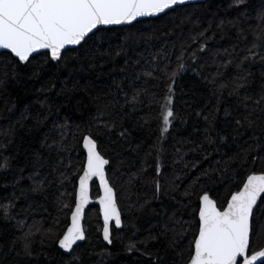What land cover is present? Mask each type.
I'll list each match as a JSON object with an SVG mask.
<instances>
[{"label": "trees", "instance_id": "obj_1", "mask_svg": "<svg viewBox=\"0 0 264 264\" xmlns=\"http://www.w3.org/2000/svg\"><path fill=\"white\" fill-rule=\"evenodd\" d=\"M230 4L231 0H205L130 26L113 27L106 40L97 42L96 51L85 47L70 52L65 66L44 63L43 58H38L33 66L23 67L16 65L6 52L0 53V142L12 140L4 154L14 157L11 168L0 171V205L15 204L7 213L0 207V264H54V258H58L57 244L49 239L41 244L40 233L34 237L31 258L22 252L18 256L21 245L18 242L14 248L13 241L27 231L20 221L52 229L53 237L65 231L70 210H58L59 198L62 193L73 192L75 177L67 170L68 165L71 161L76 166L84 160L82 135L90 124L95 125L98 106L104 109L108 105L105 113H114L116 120V128L111 131L103 127L98 130L93 127L92 131L101 135L100 149L110 160V182L115 185L126 219L122 229L113 231L112 243L107 245L101 235L98 207L89 206L84 220L88 240L79 249L89 264H157V256L162 264H174L172 250L165 252V239L152 240L150 230L151 235H156L159 225L174 212L180 218L185 211L184 188L200 176L204 189L211 188L227 196L235 190L234 186L226 187L233 169L264 168V160L257 165L251 163L256 155L252 150L257 148L255 137H259L260 156L264 157V112H254L255 126L245 127L239 134L234 123L253 108V100L262 92L264 61L257 58L254 63L245 62L244 67L252 72L246 89L229 96V85L219 101L214 95L219 82H228L237 75L235 64L248 54L249 48L253 52L264 51V38L256 39L264 26L260 20L264 15V0H246L240 10ZM201 32L203 37L199 36ZM194 37L199 43H207L205 52H197L195 64L188 58L196 48ZM254 43L259 46L253 48ZM186 49L187 70L178 74L174 85V111L178 118L170 132L161 138L156 118L158 108L150 101L153 94L165 92L170 81L157 66L163 68L168 63L170 70L175 68L176 56ZM233 57L236 59L231 65L226 69L221 67ZM218 69L223 74L220 77L216 76ZM147 71L153 75H144ZM213 78L218 81L215 85L210 82ZM136 91L141 92L142 103L133 107L131 98ZM244 96L252 99L244 101ZM217 104L220 111L216 113L213 137L219 134L227 139L209 145L204 139L203 117ZM225 109L230 116L225 117ZM65 122L70 129L65 132L61 148L55 143L60 136L54 124ZM121 128L129 130L127 139L120 138ZM198 145H203V149ZM35 153H39L38 159ZM157 155L162 169L159 177L155 172ZM197 160V170L183 168L184 162ZM34 167L51 181L43 193L29 191L28 177ZM225 167L229 171L223 175L214 171ZM204 171L208 172L207 176L200 175ZM61 173L68 177L63 183ZM176 176L180 177L175 181L179 187L173 190L171 185ZM156 179L168 191L158 199H151ZM98 194L94 183L92 197ZM146 198L151 199V210L141 212L134 205ZM63 199L71 204L70 195ZM6 214L13 218L5 219Z\"/></svg>", "mask_w": 264, "mask_h": 264}, {"label": "snow or ice", "instance_id": "obj_2", "mask_svg": "<svg viewBox=\"0 0 264 264\" xmlns=\"http://www.w3.org/2000/svg\"><path fill=\"white\" fill-rule=\"evenodd\" d=\"M186 3L187 0H0V50H6L7 54L15 60L16 65L23 67L33 66V62L38 58H43L44 63L65 66L70 52H79L85 47L89 51H96L97 42L106 40L107 33L113 31V26H129L139 22L140 18L167 15L169 11H174L177 6ZM245 3L246 0H231L230 7L240 10ZM260 20L261 25H264V15L260 17ZM199 36L203 37L204 32H201ZM262 38H264V26L260 27L256 36L257 40ZM193 44L196 48L191 51L188 58L195 64L198 59L197 52H205L207 43H199L194 37ZM258 46L256 43L252 45L253 48ZM185 51L187 49L176 56L175 68L170 70L168 63H165L163 68L157 66V70L163 72L170 81L166 91L162 94H153L150 101L158 108L156 118L160 124L161 138L170 132V129L174 127V121L178 118L174 111L176 94L174 85L178 74L187 70ZM247 51L248 54L239 58L235 64L238 69L237 75L228 82H219L218 90L214 92L218 101L224 95V90L229 89V85H231L228 90L229 96L238 94L240 89H246L249 77L252 75L250 68L244 67L246 61L254 63L257 58L264 61V51L253 52L252 48ZM164 58L167 60V55ZM234 59L236 57L227 60L221 67L226 69ZM144 75L151 77L153 73L147 71ZM222 75L218 69L216 76ZM261 75L264 77V72ZM210 82L214 85L218 83L215 78ZM117 87L119 89V85ZM140 96V91H136L132 96L133 107L136 103H142ZM125 98L127 102V93ZM249 99L252 98L243 97L244 101ZM253 105L242 119H235L237 134L245 127L255 126L256 120L252 119L254 112L257 110L264 112V107H261L264 105V85L259 97L253 100ZM244 106L248 109L247 103ZM107 107L109 106L105 105L104 109ZM104 109L98 106L99 115L96 117L95 125L90 124L85 129L86 134L82 135V147L86 151V157L79 165L74 166L71 161L68 165L67 170L75 177L74 188L71 194H61L58 208L59 211L70 210V223L66 230L53 237L52 229H44L35 223L26 225L23 221L18 222L21 226L27 227V231L13 241L14 248L18 242L21 245V251L16 253L18 256L22 252L25 257H33V245L36 243L34 237L40 233L41 244L45 242V239H49L54 240L58 246V258H54V264H89L85 254L79 249L82 247L80 242L88 240V232L84 225L85 209L93 203L91 196L96 181H98L96 188L99 194L95 203L99 205V213L103 220V239L111 244L113 231L125 226V212L119 204L115 185L110 182L109 172L112 171L110 160L102 154L100 149L99 131L95 134L92 131L93 127L97 130L103 127L109 131L116 128L114 113L106 114ZM219 111L217 104L203 117L206 122L204 139L209 145L222 143L227 139L219 134L213 137V133L216 132V113ZM197 115L200 113L198 112ZM224 115L228 117L231 113L225 109ZM56 127H58L60 139L55 143L63 148L65 132L70 129V125L65 122L59 126L54 124V128ZM76 127L79 128L78 125ZM129 135L128 129L121 128L120 138L127 139ZM255 139L257 148L252 149L256 152V155L251 158L252 165H257L259 161L264 160V157L260 156L259 137ZM46 140L47 137H45ZM11 143V139L7 143L0 142V171H6L12 166L11 161L14 157L4 154ZM197 147L202 150L204 146ZM34 155L37 159L39 158V153ZM182 159L183 154H181ZM247 162L245 157V163ZM198 167V160L183 164L184 169L197 170ZM161 170L157 155L155 172L158 177ZM214 171L221 172L223 175L229 169L217 168ZM200 175L207 176L208 172H201ZM61 177V183L64 179H68L64 173H61ZM28 179L31 181L29 191L33 193H43L51 184L48 177L42 176L35 167ZM179 179L180 177L176 176L173 180L171 185L173 190L179 187L175 182ZM232 186L235 187L234 191H230L227 196H221L211 188L204 189L200 184V176H196L183 190L182 206L185 211L180 218L178 219L174 212L162 225H159L156 235H151L150 230L152 240H158L160 237L165 239V252L167 253L168 249L172 250L174 264H264V168L258 171L255 168L233 169L226 183V187ZM167 191L168 188L161 183L160 179H156L151 199H158L160 194H167ZM65 195H70L71 204L64 201ZM151 199L146 198L134 206L141 212L151 210ZM0 207H3L7 213L10 208H15V204L0 205ZM10 218L13 217L5 215V219ZM157 264H162L159 256H157Z\"/></svg>", "mask_w": 264, "mask_h": 264}, {"label": "water", "instance_id": "obj_3", "mask_svg": "<svg viewBox=\"0 0 264 264\" xmlns=\"http://www.w3.org/2000/svg\"><path fill=\"white\" fill-rule=\"evenodd\" d=\"M205 0H187V3L185 4V5H180V6H177V7H181V6H186V5H191V4H197V3H202V2H204ZM176 7V8H177ZM151 18H155V17H151ZM151 18H140V20L139 21H141V20H145V19H151ZM135 23V22H134ZM130 26V25H129ZM113 27H126V26H113ZM4 52H6V50H0V53H4ZM7 53V52H6ZM81 147H82V142H81ZM82 150H83V153H84V156L86 157V151L83 149V147H82ZM96 185L98 184V181H96V182H94ZM97 198V197H96ZM96 198H93L92 196H91V199H92V201H93V203H90L88 206H87V208L85 209V214H86V211H87V209L89 208V206H91V205H96L97 207H98V211H99V205L98 204H96L95 203V200H96ZM99 216H100V219H101V222H102V228H103V220H102V216L100 215V213H99ZM69 223H70V215H69ZM68 223V224H69ZM66 230V229H65ZM101 235H102V239H103V233H102V230H101ZM103 241L107 244V245H110V244H108V242L107 241H105L104 239H103ZM81 244L83 243V242H80Z\"/></svg>", "mask_w": 264, "mask_h": 264}]
</instances>
